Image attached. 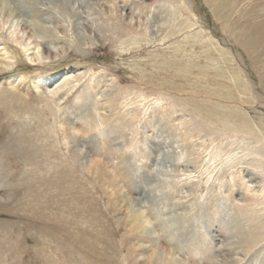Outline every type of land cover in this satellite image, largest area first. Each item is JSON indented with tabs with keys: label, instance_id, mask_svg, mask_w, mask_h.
Returning <instances> with one entry per match:
<instances>
[{
	"label": "rangeland",
	"instance_id": "obj_1",
	"mask_svg": "<svg viewBox=\"0 0 264 264\" xmlns=\"http://www.w3.org/2000/svg\"><path fill=\"white\" fill-rule=\"evenodd\" d=\"M263 28L264 0H0V264H264Z\"/></svg>",
	"mask_w": 264,
	"mask_h": 264
},
{
	"label": "bare ground",
	"instance_id": "obj_2",
	"mask_svg": "<svg viewBox=\"0 0 264 264\" xmlns=\"http://www.w3.org/2000/svg\"><path fill=\"white\" fill-rule=\"evenodd\" d=\"M220 1V0H219ZM221 1H225V0H221ZM215 2H216V0H215ZM2 3V2H1ZM86 29V28H85ZM255 36V35H254ZM249 42L251 43V42H253V44L254 43H257V48L260 46V42H264V28L261 30V31H259V33L257 34V36L256 37H251L250 39H249ZM145 219V218H144ZM148 224V223H147ZM146 225V223H144V226ZM159 259V258H158Z\"/></svg>",
	"mask_w": 264,
	"mask_h": 264
}]
</instances>
